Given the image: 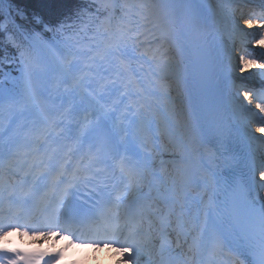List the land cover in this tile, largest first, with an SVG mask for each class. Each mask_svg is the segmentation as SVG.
Returning <instances> with one entry per match:
<instances>
[{
	"label": "snow or ice",
	"instance_id": "6c2138e0",
	"mask_svg": "<svg viewBox=\"0 0 264 264\" xmlns=\"http://www.w3.org/2000/svg\"><path fill=\"white\" fill-rule=\"evenodd\" d=\"M95 2L94 13L77 9L71 24L43 25L51 39L24 31L10 11L0 22L18 50L22 85L0 99V264H59L64 256L60 249L45 261L47 249L9 247L13 231L48 241L77 235L96 249H114L113 264H243L240 256L264 264V196L252 195L264 190V158L253 157L243 178L221 183L218 168L161 175L151 155L161 131L190 157L206 135L222 147L233 131L264 142V88L240 82L253 68L264 75V7L240 18L222 10L216 31L231 46L217 50L194 0ZM10 19L22 40L10 34ZM185 47L203 92L214 97L206 125L190 120L172 96ZM176 81L179 88L178 74ZM52 90L91 110L81 135L66 139L65 122L76 113L55 107ZM85 131L94 143L85 145ZM221 156L227 163L226 148Z\"/></svg>",
	"mask_w": 264,
	"mask_h": 264
},
{
	"label": "trees",
	"instance_id": "16d2710c",
	"mask_svg": "<svg viewBox=\"0 0 264 264\" xmlns=\"http://www.w3.org/2000/svg\"><path fill=\"white\" fill-rule=\"evenodd\" d=\"M10 7L7 8L4 0L0 3V18L7 15L12 10V17L15 18V22L20 26L30 29L31 27H37V18L43 25L54 27L62 21L70 20L74 17L77 9H80L85 3L81 0H6ZM11 8V9H10ZM19 13V15H18ZM22 18H21V17ZM47 22V24H45ZM53 33L44 31L42 28V34ZM0 43V51L2 49ZM5 52L8 57L14 52L9 47H5Z\"/></svg>",
	"mask_w": 264,
	"mask_h": 264
},
{
	"label": "bare ground",
	"instance_id": "6f19581e",
	"mask_svg": "<svg viewBox=\"0 0 264 264\" xmlns=\"http://www.w3.org/2000/svg\"><path fill=\"white\" fill-rule=\"evenodd\" d=\"M200 3L202 5V8H203L205 14L213 22V24L210 25V30H211L210 33L215 34L214 35L215 37L213 36V40L215 42V46H216L217 50L221 49V48H224V43H223V40H221V39H222V37L225 36V34L223 32H217L216 30L214 31V28H213V27H215L216 23H214V21H213L214 18H212L211 16L213 14V11L215 10V5H216L215 2H213V0H200ZM262 7H264V5ZM242 11L243 10L240 9V10H238L236 12V14L234 13V15L237 17V16H239L238 12L239 13H243ZM240 16H242V15H240ZM216 26H218V25L216 24ZM182 85H183V87L185 86L184 82L182 83ZM184 88H185V89H183L184 98L186 97V99H187L186 86ZM68 103H71V105L70 104H68V105H70L72 107V109L76 113V116L71 121H66L65 122L66 123V127H65L66 137H68L70 135H73V133H75L77 131V129H78L77 128V122L80 120V117H78L79 116L78 113L80 111H84V108H85V105L82 104V102L79 100L78 97L71 96L70 101ZM61 105H59L58 107H60ZM186 107L189 109V111L186 112V114L190 113V116H192L191 111H190V107L188 105H186ZM73 129H74V131L72 132ZM204 145H205V143L203 142L201 144L200 151L203 150ZM200 151H199V154L196 157H193V162H192L193 166H192V168L195 169V170H198V171H205L206 169H214L212 159L209 158V157H206L207 159L204 158L202 155H200ZM12 234L13 233L11 232L9 236H13L14 235L16 237L17 236L21 237L17 233H14L13 235ZM21 238H23L26 241H30L31 240L30 236L29 237H21ZM53 239H59V240H57V242L61 243V238L60 237H54ZM93 263H94V259L93 258H89L87 264H93Z\"/></svg>",
	"mask_w": 264,
	"mask_h": 264
},
{
	"label": "rangeland",
	"instance_id": "374dc122",
	"mask_svg": "<svg viewBox=\"0 0 264 264\" xmlns=\"http://www.w3.org/2000/svg\"><path fill=\"white\" fill-rule=\"evenodd\" d=\"M213 1L216 4L215 5V12L217 15V20L219 21L221 19L220 13L222 12V10H227L229 7H227V5L225 4V2L223 0H213ZM231 1H233V0H231ZM236 9H238L237 4L234 5L233 7H231L232 11H234ZM237 17L240 18V17H246V16H243V15L240 16L239 15ZM240 21H241L240 22L241 25L243 27L247 28V26L243 24V19H240ZM247 30L249 32H255L256 31V29H247ZM248 47L250 49H254V54L257 52V50H260V49L254 48V45H248ZM255 69H257V68H253L249 72L243 73L240 80H242V82H244L247 79L251 80L254 78H258L256 72L254 71ZM145 70H147V65H145ZM176 75H177V72L172 77V84H173L172 96L175 100L177 108L182 109L184 112V97H183V93H182L181 88L180 87L177 88ZM247 84L248 83H246V86L248 87L249 85H247ZM49 87H51V86L49 85ZM50 96H51V101H52L54 106L60 105L61 101H63L66 97L70 98V95L63 93V90H61L59 93L52 90L50 92ZM165 139H166V145L168 146L167 148L169 149L166 152H164L165 159L170 158V159H176V161H178L179 159L183 158V156L186 153L185 145L183 143H181L180 141L176 140L175 138H170L168 135H165ZM161 156H163V155H161ZM189 164H190V162H188L187 167L189 166Z\"/></svg>",
	"mask_w": 264,
	"mask_h": 264
}]
</instances>
